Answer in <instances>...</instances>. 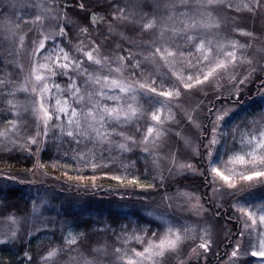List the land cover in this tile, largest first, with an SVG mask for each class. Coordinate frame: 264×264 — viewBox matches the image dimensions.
Listing matches in <instances>:
<instances>
[{
  "label": "trees",
  "instance_id": "16d2710c",
  "mask_svg": "<svg viewBox=\"0 0 264 264\" xmlns=\"http://www.w3.org/2000/svg\"><path fill=\"white\" fill-rule=\"evenodd\" d=\"M25 1L14 0L16 8L9 9L7 1L0 0V24L9 20L15 22L18 16L31 20L34 15L38 14L35 7H21ZM40 2L45 9L50 10L44 13L48 17L43 21L44 30L58 33L59 27H63L66 35L62 38L57 36V41H62V46L72 55H80L75 49L80 47L83 42L84 46L94 43L100 48L102 55L115 58L119 55H127L126 50L129 48L137 50L136 46L149 39L147 35L141 33L139 27L141 16L155 15L158 18L166 16L169 10L165 5L170 0H40ZM31 4L34 3L31 2ZM81 4L84 5L83 8L80 7ZM115 5L125 8V15L136 13L132 17L136 22L113 20ZM180 10L182 9L178 5L177 11ZM209 11H212L213 15L222 22L224 11L220 4L214 5ZM259 12L261 13V11ZM262 12L264 13V10ZM94 13L98 16L96 24L91 22V16ZM252 16H254V20L260 19L257 12L237 10L235 7L228 9L226 17L228 31L224 34V31L220 32L219 30L220 35L233 38L236 35L235 32H238L235 29L241 28V24H245ZM99 17H103V19H99ZM82 28H87L88 32L82 33ZM26 29L27 26L21 24L16 32L18 35H25L27 48H29L33 38L30 35L32 29L30 31ZM18 47V42L10 44L0 36V80L10 78L13 81V88L18 87L23 78L24 72H21L19 67L21 58L24 62L20 64L25 70L27 69L25 62L29 59L27 51L9 54L13 48ZM241 50H238L237 53L238 64L234 73L230 68L228 73L219 74L223 81L232 83L236 82L246 70L253 67L255 71L252 70V79L249 83L243 87L239 85L241 93H239L238 101L233 103L237 100L236 94L233 96L229 94L228 97L223 95L214 97L208 109L201 107L196 112L199 114L196 119L203 123L201 132L192 128L190 130L195 136L197 152L193 155L187 153V156L202 171L206 168V162L203 155L200 154L205 152L203 145L207 143L206 137L210 136V123L205 119L209 115L210 108H214V110L231 109L229 115L221 121V127L218 130L228 133H231L236 125L243 127V122L259 120L260 113L264 112V99L256 98L258 88L264 83V71H261L264 67L258 65L262 64L261 60H258L257 64L248 62L252 61L251 49L245 54ZM241 54H243V59H241ZM137 58L141 61L144 76L151 74L158 84L161 80L168 81L169 79L176 82L168 67L163 64L154 65L151 62H146L142 55ZM124 63L128 64V61ZM185 67L180 64L176 66L180 72H185ZM89 71H92V68H89ZM131 71V68H125L123 77L129 81L140 77L139 70H137L136 76H131ZM230 74L234 75L235 79L230 78ZM56 80L63 84L67 77L58 76ZM80 82L82 83V79ZM201 89L202 87L199 85L195 88L196 91ZM183 90L181 87L182 93ZM8 99H12L14 104L20 106L18 117L12 115L10 105L7 103ZM29 99L27 93L20 91L15 92L14 96L7 93L0 95V131L11 127L7 123L9 118L17 119L20 129L15 134L9 133L8 137L0 136V182L4 183L3 187L0 186V239L7 241L0 243V264H43L42 257L46 256L47 252L53 248L60 249V252L52 264H83L85 259L93 260L98 256L94 251L97 248L106 250L107 255L102 257V261L103 264H110L114 259V246H120L122 243L117 240V235L122 232L121 225H128V232H131L134 226L133 222H136L135 226L138 230L144 225H149L148 235L150 236L155 225L161 223L151 217L144 216L138 210L127 209L124 211L117 205L127 201H130L127 203H131L141 196L147 195L148 197L155 192L163 191L169 194L176 190L191 192L197 190L202 199L206 198L209 185L206 178L202 177L205 175L199 174V176L186 172L174 178L171 184L163 186L157 176L158 170L154 165V156L144 153L140 148H134L131 152L121 154L115 147L110 149L108 145L100 146L83 139L79 144H76L71 142L70 138L61 136L59 129L55 127L49 129L46 139L43 136L40 137L42 142L39 145L22 147L26 136L29 133L34 134L37 130L35 117L30 110L25 111L23 107ZM144 107L147 109L148 105L145 104ZM212 117L213 115L211 119ZM150 120V113L147 112L140 118L141 132H146V128L143 126L150 124ZM116 127L117 131L134 134L138 140L140 139L141 133L136 132L135 122L123 128ZM252 127L253 125L249 124L247 130H251ZM255 127L258 128L259 123ZM237 137H239V133ZM111 139L115 145L120 142L121 137L113 134ZM229 145L231 146L230 140ZM37 147L40 149L39 152L36 151ZM237 147L239 146L237 145ZM81 153H94L101 166L95 170L82 166L77 159ZM228 167H233L239 172L242 166L228 165ZM35 170H37L36 181L33 183L28 178L30 175H34ZM221 170H224L223 166ZM78 175L84 176L85 179H78ZM115 175L121 176L123 182L112 179ZM92 176L96 177L94 181ZM132 178H135L138 183L131 184L129 181ZM231 182L236 185L235 188H229L226 182L223 186L228 197L223 206L226 212L231 211L232 206H237L242 202L241 194L229 195V191L241 187L244 181L238 176H234ZM140 185L144 187H140ZM32 190H36L38 195L46 190L52 192L53 197L50 199L52 203L42 207L40 213L33 212L34 202L36 208L38 203L34 199L35 194ZM259 193L260 200L256 201L254 206L264 202V195L262 192ZM72 197L86 201L74 208L69 199ZM218 214L219 219L224 220V213L221 209L212 212V215H215L214 218ZM9 216H13L17 220L15 225L7 219ZM219 219L215 220L219 221ZM176 222L182 223L180 220ZM13 228L16 229L15 239L11 237ZM114 231L116 235L113 234ZM69 233L77 236L76 245L65 243ZM244 238L247 240L248 236L246 235ZM230 242L231 240L226 243L227 245H223L221 250L224 254ZM127 246L135 247L138 250L142 248V245L135 241H129ZM218 255L192 264H218L221 260ZM240 264L257 263L254 257H247L242 259Z\"/></svg>",
  "mask_w": 264,
  "mask_h": 264
},
{
  "label": "snow or ice",
  "instance_id": "6c2138e0",
  "mask_svg": "<svg viewBox=\"0 0 264 264\" xmlns=\"http://www.w3.org/2000/svg\"><path fill=\"white\" fill-rule=\"evenodd\" d=\"M222 2L223 0H170L165 5L169 10L166 16L159 18L155 15L141 16L139 22L141 33L147 35L149 39L136 46L137 50L129 48L126 50L127 55L115 58L102 55L100 48L94 43L84 46L83 42L75 49L80 55H72L62 46V41H57V36L62 38L66 35L63 27H59L58 33L44 30L43 21L48 19L44 13L50 10L39 4L22 3L21 7H36L41 11L31 20L18 16L15 22L5 21L0 24V36L10 44L18 42L19 45L10 51V55L25 48V35H18L16 32L21 24L26 25L28 31L34 25L40 26L38 36L32 38L28 48L30 67L23 83L13 88V81L10 78L0 80V95L7 93L14 96L15 92L20 91L30 97L23 107L25 111L30 110L35 117L37 130L34 134L29 133L26 136L22 147L39 145L42 142L40 137L46 139L49 129L55 127L59 129L61 136L70 138V141L76 144L83 139L100 146L108 145L110 149L115 147L121 154L140 148L144 153L153 155L151 148L165 131L162 127L164 123L162 112L171 101H179L182 94L181 86L183 89H193L194 86L209 81L214 74L228 73L230 68L234 73L238 50L248 46L240 44L235 38L220 35L218 30L222 22L208 9ZM7 4L9 9L16 8L14 0H7ZM178 5L182 10L177 11ZM224 6L229 9L233 7L240 9V5H234L231 0H226ZM80 7L83 8L84 5L81 4ZM114 7L113 20L136 22L132 19L136 13L125 15V8L119 5ZM243 8L249 12H259L264 10V0H248L243 4ZM97 19V14H92V24H96ZM235 30L241 35H252L239 27ZM81 32L87 33L88 29L82 28ZM141 55L146 62L168 67L176 82L169 79L161 80L158 84L151 74L144 76L141 61L137 58ZM125 61H128V64H125ZM178 64L186 66L187 75L177 70ZM19 67L23 72V66ZM89 68H92V71H89ZM125 68L132 69L131 76H136L139 70L140 77L131 81L125 79L123 77ZM58 76L67 77V80L63 84L57 82ZM230 78L235 79V76L230 74ZM248 79L249 77H245L238 83L245 84ZM261 87L264 88V83ZM239 92L240 89L236 88L237 100L233 101L234 104L239 99ZM258 95L264 96V91L258 92ZM7 103L10 105L12 115L18 117L20 106L14 104L12 99H8ZM145 104L148 105L147 109L144 107ZM230 111L231 109L226 108L208 110L209 115L205 119L211 124V135L206 137L207 143L203 145L205 152L200 154L207 161L206 168L201 174L205 175L206 180L208 175H212L213 185L216 183L215 177H219L229 188H235L236 185L231 182L234 176L247 181L254 178L264 180V112L260 113L259 120L243 122V127L234 126L231 133L218 131L221 121ZM146 112L150 113L151 121L155 124H145L143 127L146 128V132H141L139 120ZM212 115L216 116L215 120L211 119ZM133 122L136 132L141 133L139 140L134 134L117 131L116 126L123 128ZM7 123L11 127L0 131V136L8 137L9 133L15 134L20 130L17 119L9 118ZM257 123L258 128L255 127ZM249 124L253 125L251 130H247ZM113 134L121 137L120 142L115 145L111 139ZM36 151H40L39 147ZM77 159L82 166L91 167L93 170L101 166L94 153H81ZM228 165L242 167L237 172ZM179 167L191 169L193 165L185 163ZM77 178L85 179L80 175ZM91 178L93 181L96 179L95 176ZM112 179L123 182L119 175L113 176ZM129 182L134 185L138 183L135 178ZM237 207L238 211L247 217L244 229L248 230V239L247 247L238 241L236 250H233L231 255L237 257L238 252L240 255H247L250 250L251 257L257 258V264H264V204L254 206L243 201ZM33 212H36L35 202ZM195 214L199 215V209ZM7 219L13 225L17 223L13 216ZM158 219L161 223L155 225L150 236L149 225H144L138 230L136 222H133L131 232L127 231L128 225H121L122 232L117 235V240L122 243L120 246H114V259L110 264H165L166 253L177 252L187 234L195 231L193 225L173 222L164 216ZM113 234L116 235L115 231ZM240 235L244 236V232L242 231ZM11 237L13 239L16 237L15 228L11 229ZM201 240L198 247L206 253L209 251V242L204 237H201ZM129 241H135L142 245V248L138 250L135 247H128ZM5 242L7 241L0 239V243ZM65 243L76 245L77 236L69 233ZM242 248L243 251H240ZM94 251L98 256L93 260L85 259L83 264H103L102 257L107 255L106 250L97 248ZM195 251L196 249H193V252ZM59 252L60 249L56 248L49 250L47 255L42 257L43 264H52ZM231 264H239V261L233 260Z\"/></svg>",
  "mask_w": 264,
  "mask_h": 264
},
{
  "label": "rangeland",
  "instance_id": "374dc122",
  "mask_svg": "<svg viewBox=\"0 0 264 264\" xmlns=\"http://www.w3.org/2000/svg\"><path fill=\"white\" fill-rule=\"evenodd\" d=\"M31 2H33L34 5H41L40 0L25 1V3ZM223 2L225 3L226 0H223ZM231 2H234L235 5H240V9L244 11L246 9L243 8V4L247 3L248 0H231ZM224 3L220 4L224 11V17L221 23V28H223V30H221V28L219 30L220 32L224 31L225 34L228 31V20L226 17L227 10L229 8H226ZM35 9L38 13L41 11V9L36 7ZM257 13L260 16V19L254 20V16H252L248 21L245 22V24H241V28L252 33V35L245 36L241 35L239 32H235L236 35L233 38L237 39L242 45H248L241 50L244 54L248 52L249 49H251L252 64H257L258 60H261L260 63L262 64L258 65L264 67V13L262 10L261 13ZM39 28V24L32 27L30 34L31 37L33 36L34 38L35 36L36 38L38 36ZM222 37L226 36L224 35ZM27 38L29 40V36ZM20 51L28 52L26 38L25 48L21 49ZM23 62L24 60L21 58L19 65H21L20 63ZM25 63L27 64L26 68L29 70L30 57ZM28 65L29 67H27ZM251 68L246 70L242 76L238 77L236 82L232 83H226L222 80L219 74H214L213 77L209 78V81H205L203 85H199L202 87L201 90H195L196 86L198 85L194 86L193 89H184L179 101H171L163 110L162 119L164 120V123L162 127L165 131L164 134L157 140L156 144L151 148L154 156V165L158 170L157 176L159 177L160 183H162L163 186L171 184L174 178L179 177L186 172L193 173L195 175H202L201 173L203 171L190 160L189 156H187V153L193 155V153L197 152V147L195 145L196 140L195 136L192 135L190 131L191 128L201 132V126L203 125L200 120L198 121L196 119L199 115L196 112L201 107L208 109L214 97L219 95L228 97L230 95L233 96L236 94L235 89L239 88V85L242 87L246 86L252 79V70H255L253 67ZM27 69H24L23 71L24 74L21 84L23 83L24 76H26L28 73ZM245 77H249L248 81L245 84H239L238 81L244 79ZM258 89V92L264 91V88L262 87ZM256 98L262 100L264 99V96L257 94ZM215 119L216 116L213 115L212 120ZM150 124H155V122L150 120ZM153 135H155V133ZM205 162L207 163L206 160ZM185 163L191 164L193 167L191 169H180L179 165ZM36 172L37 170L34 171V175L29 176L28 179L30 182L35 183ZM202 177L205 178V176ZM213 178L214 177L212 175L207 176L206 182L209 185V189L207 190L208 192L206 198L203 197L204 200L197 190H195V192L176 190L169 194H167L166 191L155 192L152 196L147 197V195H144L141 196V198L139 197L133 200L131 203H127L130 201L122 202V204L117 206H119V208L124 211L127 209L132 211L138 210L144 216L151 217L155 220H158L159 222L161 221L158 219V217L164 216L173 222L180 220L182 223L193 225L195 227L194 232L187 234L177 252L166 253L164 257L165 264H192L199 260L205 261L206 258H212L218 254L219 258L221 259L218 264H231L233 260H238L240 264L242 259L251 257L250 250L248 251L247 255H240L238 252L237 257H232L231 253L233 250H236L238 241H240L244 247H247V240L244 238V236H248V230L244 229V222L247 217L243 216L238 211V207L236 205L232 206L231 211H224L223 206L225 205V201L228 200L227 193H225L223 188L225 181L221 180L219 177H215L216 183L213 185ZM243 181L244 182L242 183V186L234 191L230 190L229 195L237 196L241 194L242 202L247 201L254 205L256 201L260 200L259 192H262V195H264V180H257L254 178L252 181ZM0 186L3 187L4 183L0 182ZM32 192L35 194L34 199L38 203L36 208L37 213L41 212L42 207L45 205L49 206L50 203H52L50 199L53 196L51 195L52 192L50 190L44 191L41 195H38L36 190H32ZM69 199L72 202V206L74 208L86 201L75 197ZM262 204H264V202L258 204L257 206ZM197 209H199V215L195 214ZM220 209L224 213V220L219 219V214L216 218L213 217L215 215H212L214 210L219 211ZM215 219H219V221ZM242 231L244 232V236L239 237V234ZM201 237H204L209 242V251L206 253L203 249L198 247V245L202 242ZM230 240L231 242L227 247L226 253L224 254L221 249L223 245H227L226 243ZM193 249H196V251L193 252ZM240 251H243V248ZM254 259H256L257 263V258Z\"/></svg>",
  "mask_w": 264,
  "mask_h": 264
}]
</instances>
